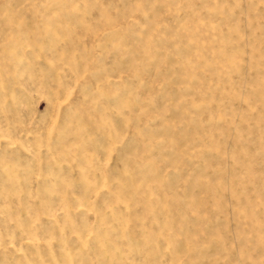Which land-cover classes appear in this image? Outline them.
<instances>
[{"label":"rangeland","instance_id":"1","mask_svg":"<svg viewBox=\"0 0 264 264\" xmlns=\"http://www.w3.org/2000/svg\"><path fill=\"white\" fill-rule=\"evenodd\" d=\"M0 264H264V0H0Z\"/></svg>","mask_w":264,"mask_h":264}]
</instances>
